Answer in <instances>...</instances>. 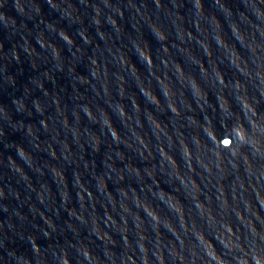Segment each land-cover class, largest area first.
Returning a JSON list of instances; mask_svg holds the SVG:
<instances>
[{"label": "clouds", "instance_id": "9594fccd", "mask_svg": "<svg viewBox=\"0 0 264 264\" xmlns=\"http://www.w3.org/2000/svg\"><path fill=\"white\" fill-rule=\"evenodd\" d=\"M0 264H264V0H0Z\"/></svg>", "mask_w": 264, "mask_h": 264}]
</instances>
